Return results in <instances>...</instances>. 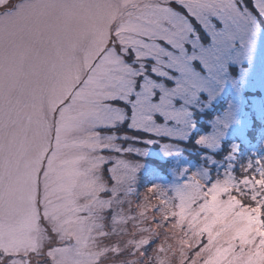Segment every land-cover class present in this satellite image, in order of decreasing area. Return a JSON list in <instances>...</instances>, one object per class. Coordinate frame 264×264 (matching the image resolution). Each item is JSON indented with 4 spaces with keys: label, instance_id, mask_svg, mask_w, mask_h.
<instances>
[{
    "label": "snow or ice",
    "instance_id": "obj_1",
    "mask_svg": "<svg viewBox=\"0 0 264 264\" xmlns=\"http://www.w3.org/2000/svg\"><path fill=\"white\" fill-rule=\"evenodd\" d=\"M0 264H264V0H0Z\"/></svg>",
    "mask_w": 264,
    "mask_h": 264
},
{
    "label": "rangeland",
    "instance_id": "obj_2",
    "mask_svg": "<svg viewBox=\"0 0 264 264\" xmlns=\"http://www.w3.org/2000/svg\"><path fill=\"white\" fill-rule=\"evenodd\" d=\"M191 150V149H190Z\"/></svg>",
    "mask_w": 264,
    "mask_h": 264
}]
</instances>
